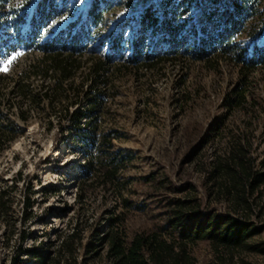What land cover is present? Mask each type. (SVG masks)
I'll return each instance as SVG.
<instances>
[{
  "label": "rangeland",
  "instance_id": "rangeland-1",
  "mask_svg": "<svg viewBox=\"0 0 264 264\" xmlns=\"http://www.w3.org/2000/svg\"><path fill=\"white\" fill-rule=\"evenodd\" d=\"M42 1L49 2L0 0V75L4 77L0 128H15L14 137L0 143V190H6L4 199L10 198L7 215L0 216V264H14L15 258L35 264L30 250L53 254L74 230L80 237L78 264H108L105 236L111 214L119 217L128 240L148 231L179 237L180 227L188 228L197 220L210 225L216 224L217 216L235 217L244 225L245 244L216 249L209 240L196 239L188 243L191 255L197 264H264V189L259 199L252 200V211L235 210L209 179L210 163L235 142L246 146L257 169L262 168L264 63L255 56L258 63L249 73L240 70L227 49L231 47L214 29L215 48L205 59L175 56L172 51L148 69L128 62L129 40L136 34L141 13L148 7L161 8L162 0H52L54 11L44 13L48 17L40 22L36 10ZM228 3L177 0L180 16L174 26L183 24L177 38L186 34L184 46H190L192 24L202 12L218 8L221 16ZM93 7L100 12L97 21L92 19ZM75 28L82 31L78 55L82 67L71 90L55 92L53 76L23 77L31 64L45 57L53 36L67 42ZM164 30L161 26L144 32L145 48L166 51L175 37L165 38ZM233 37L235 49H251L255 42L247 32ZM255 37L264 47V33ZM100 59L109 69L108 80L93 88L100 94V105L88 113L87 102L77 93L91 84L86 77ZM244 78L246 99L232 107L230 99ZM82 82L84 88L77 89ZM21 83L33 92L20 94ZM44 89L49 95L39 100L35 93ZM78 106L86 107L81 131L72 126L66 110ZM87 159L92 168L84 175ZM110 162L119 166L113 181L103 177ZM29 195L34 203L28 217L24 200ZM181 207L187 210L179 227L173 220ZM245 214H250L246 224ZM24 231V249H19Z\"/></svg>",
  "mask_w": 264,
  "mask_h": 264
},
{
  "label": "trees",
  "instance_id": "trees-1",
  "mask_svg": "<svg viewBox=\"0 0 264 264\" xmlns=\"http://www.w3.org/2000/svg\"><path fill=\"white\" fill-rule=\"evenodd\" d=\"M51 1H42L41 4L43 5L36 10V17L40 18V22L54 11ZM262 3H264V0H229V7L220 14L221 16H219L218 8H206L202 12L199 21L192 24V35L194 37L192 44L184 46L185 42H187L186 34L181 36V38H177L183 24L180 23L179 26H174L180 5L177 4V0H162L161 8L164 9L163 14H158V10L161 8H157L154 11L151 7L146 8L141 13L140 25L136 29V34L129 40L131 56L128 58V62L137 65L142 64L143 67L150 69L166 59L169 52L172 51L175 52V56L188 54L194 60L205 59L211 53V49L215 48L216 42L213 31L217 29L220 39L226 41L228 47H231L227 49L232 51V60L241 65L240 70H246L249 73L259 59L264 63V47L258 46V42H256L258 37L254 38L257 34L261 35L264 33V9H262ZM91 13L94 15L92 19L97 21L100 12L93 7ZM161 26L165 29V38L173 36L175 40H173L166 51L157 50L155 47L145 48L144 32L149 28H159ZM81 32L75 28L74 33L69 36L70 38L67 42H64L60 35L53 36L48 42L45 57L31 64L29 66L30 70L25 72L23 77L30 78L32 75L39 74L43 77L53 76L55 79V88L53 90L55 92L67 93L68 90H71L73 88V78L82 67V58L78 56L82 53L80 48L81 41L79 40ZM243 32H247L248 36L257 43L254 42L251 45V49L248 46L235 49L236 44H231L233 36L236 33ZM88 33H91L90 30H88ZM179 46L180 48H177ZM175 49L176 51H174ZM180 49L184 51L179 52L178 50ZM255 56L258 57V60L254 59ZM105 64V61L100 59L90 66L86 80L90 79L91 84L87 86V89L82 94L81 91L77 93L78 99L83 97L85 102H87L88 113L100 105V94L96 93L93 88L99 87L102 82H107L109 69L105 67ZM246 77L247 75H245ZM3 79L4 77L0 75V84ZM246 82L241 83L236 89L234 98L230 99V106H241L244 103L247 91ZM83 85L84 82H82V85L75 87L83 89ZM48 89H44V92L35 93V96L39 97V100L41 98L44 99V96L49 95ZM17 91L22 95L33 92L27 83H21ZM1 95L0 86V116L2 113ZM86 107L78 106L72 111L66 109L70 114L72 126L78 131H81L85 125L83 120L86 115ZM22 118H25V116L22 115ZM0 125L2 126V124ZM14 129V127L11 130H6L5 127L0 128V143L6 138L12 139L14 137V134H12ZM103 139H106V137L103 136ZM91 163V159H87L82 165L84 175L90 174ZM118 168L117 164L110 162L103 177L110 181L116 180ZM209 179L214 182L216 192L219 195H223L225 200L234 206L235 210L241 207L244 211H252V200L255 197L259 199L263 192L261 188L264 189V160L262 168L257 169L255 159L249 155L248 148L240 142L232 143L210 163ZM5 195H7L6 190H0V216L7 215L10 209V198H5V200ZM31 197L30 195L26 196L24 200V212H27L28 217L34 203ZM124 201L128 203L127 200ZM186 210V208L181 207L175 211L177 218L173 220L174 225L180 227L179 221L184 219ZM249 217L250 214L244 215V224H246ZM234 218L231 216H217L216 224L210 225L209 223L206 225L202 224L197 220L191 223L188 228L180 227L179 237H167L157 231H148L137 233L131 240H128L125 229L121 228L119 217L116 214H111L109 216L110 229L105 236V240L108 243V264H197L189 251V241L207 239L216 249L220 247L233 249L245 244L241 230V226L244 225H240ZM26 237L27 232L24 231L20 238L19 249H24L23 243ZM79 240L78 231L74 230L62 239L53 254H44L36 249L30 250L29 254L32 259L36 260L35 264H78L75 253ZM14 264L27 263L20 262L15 258Z\"/></svg>",
  "mask_w": 264,
  "mask_h": 264
},
{
  "label": "snow or ice",
  "instance_id": "snow-or-ice-1",
  "mask_svg": "<svg viewBox=\"0 0 264 264\" xmlns=\"http://www.w3.org/2000/svg\"><path fill=\"white\" fill-rule=\"evenodd\" d=\"M5 71L7 70V68L4 69Z\"/></svg>",
  "mask_w": 264,
  "mask_h": 264
}]
</instances>
